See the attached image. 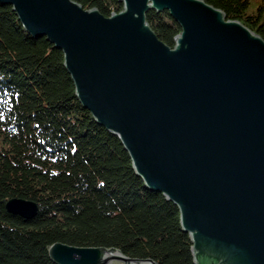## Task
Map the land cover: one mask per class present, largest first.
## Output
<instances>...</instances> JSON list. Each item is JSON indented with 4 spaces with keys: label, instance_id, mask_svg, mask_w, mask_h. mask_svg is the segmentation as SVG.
<instances>
[{
    "label": "water",
    "instance_id": "obj_1",
    "mask_svg": "<svg viewBox=\"0 0 264 264\" xmlns=\"http://www.w3.org/2000/svg\"><path fill=\"white\" fill-rule=\"evenodd\" d=\"M0 0L64 56L76 97L128 153L145 188L180 213L195 264H264V40L204 0ZM180 26L174 47L147 15ZM30 220L35 203L10 200ZM56 264H156L116 249L50 248Z\"/></svg>",
    "mask_w": 264,
    "mask_h": 264
},
{
    "label": "trees",
    "instance_id": "obj_2",
    "mask_svg": "<svg viewBox=\"0 0 264 264\" xmlns=\"http://www.w3.org/2000/svg\"><path fill=\"white\" fill-rule=\"evenodd\" d=\"M74 1L105 17L123 10L118 0ZM204 1L264 40V0ZM147 21L173 48L181 28L169 13ZM12 199L35 203L37 215L9 213ZM56 243L195 264L179 210L145 188L120 141L83 108L63 53L0 5V264H56Z\"/></svg>",
    "mask_w": 264,
    "mask_h": 264
}]
</instances>
